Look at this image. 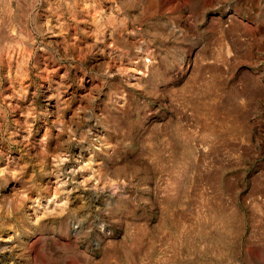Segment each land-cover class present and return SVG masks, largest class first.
I'll return each instance as SVG.
<instances>
[{"label":"rangeland","instance_id":"374dc122","mask_svg":"<svg viewBox=\"0 0 264 264\" xmlns=\"http://www.w3.org/2000/svg\"><path fill=\"white\" fill-rule=\"evenodd\" d=\"M43 1L0 0V264H264V0H95L93 47Z\"/></svg>","mask_w":264,"mask_h":264},{"label":"bare ground","instance_id":"6f19581e","mask_svg":"<svg viewBox=\"0 0 264 264\" xmlns=\"http://www.w3.org/2000/svg\"><path fill=\"white\" fill-rule=\"evenodd\" d=\"M43 2L45 4V6H47L49 8L48 9L49 10V16L54 20L53 24L51 26H49V28L46 30V32H48L49 39H52L53 37H55L56 39L60 40V43L65 42V35L68 33V24L63 19V14L65 13L67 15L69 21H71L77 25H79V23L84 24L85 31L86 32L88 31V33L92 36L91 47L96 46L97 37L99 34L102 33V30H103V23L101 22L100 12L98 11V9H100V6H101L100 3L95 2V0H44ZM63 2H64L65 9L63 8ZM112 7L116 8V6H112ZM112 7H109V10L111 13H113ZM81 12H84V15H82ZM109 19L110 18L108 17L107 21ZM115 21L116 20L114 18V20H109V23L114 24ZM20 33H22V35H24V37H26V39L29 36V33L26 30H25V32H24V30L21 31ZM74 35H77V34L74 33ZM113 35H114V30H111L109 32V37H112ZM27 46H29V45H27ZM29 47H31V45ZM11 49L12 48L9 47L8 50H11ZM30 52H32L30 48L24 49V51L22 52V59H21L22 65L21 64H20L21 66L19 65L20 71H19V69L17 70L19 72V75L15 77L16 80L14 79L15 82L17 83L19 89L21 87L23 88V86H24V85L23 86H21V85H22V82L24 84L23 77L26 76L25 73H26V69L28 67L27 65H28V62L30 59V55H31ZM12 53H13V50H12ZM20 55H21V52H20ZM8 61H6V62H8ZM44 67H45V70L49 72V69L47 68V66H44ZM27 71H28V69H27ZM43 71H44V69H43ZM7 73H8V71H7ZM15 75H17L16 72H15ZM23 75H25V76H23ZM7 77H8V75H7ZM8 81L10 82V78ZM21 90H23V89H21ZM43 90H44L45 94H48V95H46L47 105L49 103V107L50 106L55 107L58 104L57 102L59 100L57 101L58 98L56 99V95L52 91L51 83L49 82V85L48 84L44 85Z\"/></svg>","mask_w":264,"mask_h":264}]
</instances>
